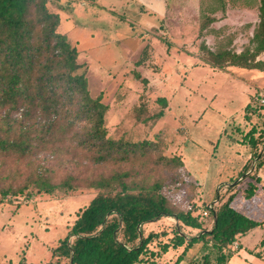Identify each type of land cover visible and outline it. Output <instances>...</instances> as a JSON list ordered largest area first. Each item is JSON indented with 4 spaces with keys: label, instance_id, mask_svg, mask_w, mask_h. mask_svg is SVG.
<instances>
[{
    "label": "rangeland",
    "instance_id": "1",
    "mask_svg": "<svg viewBox=\"0 0 264 264\" xmlns=\"http://www.w3.org/2000/svg\"><path fill=\"white\" fill-rule=\"evenodd\" d=\"M50 2L61 18L60 31L77 45L78 60L87 64L90 93L101 92L108 105V136L126 143L125 147L142 140L148 146V152L140 157L96 163L87 157L90 151L63 143L59 155L48 163L51 178L58 181L67 172L93 178L126 169L130 174L127 179L131 176L139 184L160 182L172 207L193 208L206 226L212 219L202 214L205 206L230 193L235 195L232 204L236 208L249 213L258 206L259 214L255 210L254 216L264 219V194L256 200L239 201L236 197L243 194L249 180L257 183V172L261 177L257 188H264V137L257 149L237 140L253 123L263 126L264 107L255 112L244 108L250 101L255 104L257 95L264 92V70L211 67L202 62L198 50L201 41L213 49L251 47L259 0ZM210 17L213 21L209 23ZM163 40L169 42V49ZM137 73L148 82L137 79ZM158 96L167 99L163 114L143 119L162 108ZM250 148L259 157L249 158L247 173L240 175ZM169 159L179 163L172 164ZM38 163L36 156L8 161L0 166V176L9 173L7 182L22 183ZM28 191L32 193L29 198ZM96 193L97 189L83 185L50 194L26 187L22 193L3 197L0 264H66L67 258L53 255L52 248L65 235L75 210ZM174 227L179 228L178 221L169 216L144 224L143 232L171 233ZM180 231L187 236L198 232L182 225ZM262 237L261 225L241 235L231 248L242 247L225 264H264V242L259 244ZM149 245L159 248L156 241ZM180 250L169 248L155 258V264H172ZM203 252L201 245H195L188 251L187 264H202Z\"/></svg>",
    "mask_w": 264,
    "mask_h": 264
},
{
    "label": "trees",
    "instance_id": "2",
    "mask_svg": "<svg viewBox=\"0 0 264 264\" xmlns=\"http://www.w3.org/2000/svg\"><path fill=\"white\" fill-rule=\"evenodd\" d=\"M258 10V21L249 39L251 47L240 51L230 46L213 49L201 41L198 50L202 62L220 69L235 65L263 71L264 0H259ZM208 20L210 23L213 18ZM60 24L61 18L50 0H0V166L33 156L39 160L22 183L7 182L9 173L0 176V201L9 194L22 193L26 187L48 194L80 185L97 189L75 210L65 235L52 248L53 255L67 258L66 264H155V258L169 248H181L172 264H187L188 251L197 244L204 249L202 264H225L242 247L238 244L231 248L234 241L256 226L264 228V221L232 204L233 193L226 198L218 196L215 205L205 206V216L212 219L209 227L198 219L193 208L184 211L172 207L161 192L160 182L139 184L131 176L127 179L130 174L126 169L93 178L75 172H67L58 181L51 178L48 163L59 155L63 143L90 151L87 157L96 163L111 158L130 160L148 152L143 140L125 147L126 143L108 136V105L102 101L101 92L90 93L87 64L78 60L79 49L60 31ZM163 42L169 49V42ZM135 76L144 84L148 82L139 73ZM157 101L162 108L143 119L160 118L167 99L158 96ZM261 107L264 103L250 101L244 109L255 112ZM262 123L261 127L253 123L237 140L256 149L264 137ZM255 156L256 152L250 159ZM248 163L249 159L240 175L248 170ZM254 178L260 181V176ZM257 183L249 180L242 196L251 198ZM31 195L26 192L27 198ZM169 216L178 221L180 230L182 225L198 232L187 236L174 227L171 233L152 230L144 234V224ZM153 241L158 249L149 245ZM263 242L264 238L259 244Z\"/></svg>",
    "mask_w": 264,
    "mask_h": 264
},
{
    "label": "crops",
    "instance_id": "3",
    "mask_svg": "<svg viewBox=\"0 0 264 264\" xmlns=\"http://www.w3.org/2000/svg\"><path fill=\"white\" fill-rule=\"evenodd\" d=\"M264 54V53H263ZM227 68V67H226ZM257 134V133H256ZM257 149V148H256ZM252 149L250 148L249 149V152L246 154V157H245V160H244V163H243V166L245 165V163L247 162V160L252 156V154L254 153L253 152V150L251 151ZM257 151V150H256ZM259 157V155L256 157V158H258ZM247 173V172H246ZM257 175L259 176V174H258V172H257ZM261 178V177H260ZM261 187V186H260ZM261 188H263V187H261ZM256 189L255 190V193H254V195L251 197V199H254V200H256V198H262V194H264V188L263 189ZM237 197V199L239 200V201H243V199H244V197L242 196V195H238V196H236ZM263 208H264V205H263ZM239 209V208H238ZM259 207L258 206H255V208H254V206H253V208H252V210H253V212H249V213H245V212H243V213H245V214H247V215H249V216H251V215H253V216H251V217H253V218H255V219H258V218H256L255 216H254V212H256L257 211V213L259 214ZM240 211H241V209H239ZM256 210V211H255ZM258 220H261V221H264V219H258ZM210 227V226H209ZM188 230H194V231H197L196 229H192V228H187ZM262 238H264V237H262Z\"/></svg>",
    "mask_w": 264,
    "mask_h": 264
},
{
    "label": "built area",
    "instance_id": "4",
    "mask_svg": "<svg viewBox=\"0 0 264 264\" xmlns=\"http://www.w3.org/2000/svg\"><path fill=\"white\" fill-rule=\"evenodd\" d=\"M256 101L258 102V103H264V92L263 93H261V94H259V95H257V97H256ZM215 203H216V201H215ZM215 203H209L208 205H207V207H211L212 205H214ZM202 214L203 215H206L207 214V209L205 208V209H203V211H202Z\"/></svg>",
    "mask_w": 264,
    "mask_h": 264
},
{
    "label": "water",
    "instance_id": "5",
    "mask_svg": "<svg viewBox=\"0 0 264 264\" xmlns=\"http://www.w3.org/2000/svg\"><path fill=\"white\" fill-rule=\"evenodd\" d=\"M140 234V233H139Z\"/></svg>",
    "mask_w": 264,
    "mask_h": 264
}]
</instances>
